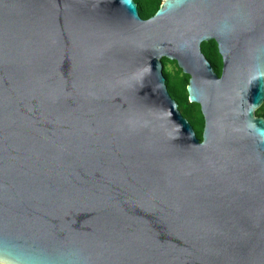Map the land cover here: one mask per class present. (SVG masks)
I'll return each mask as SVG.
<instances>
[{
  "label": "water",
  "instance_id": "1",
  "mask_svg": "<svg viewBox=\"0 0 264 264\" xmlns=\"http://www.w3.org/2000/svg\"><path fill=\"white\" fill-rule=\"evenodd\" d=\"M263 102L264 0H0V264H264Z\"/></svg>",
  "mask_w": 264,
  "mask_h": 264
},
{
  "label": "trees",
  "instance_id": "2",
  "mask_svg": "<svg viewBox=\"0 0 264 264\" xmlns=\"http://www.w3.org/2000/svg\"><path fill=\"white\" fill-rule=\"evenodd\" d=\"M137 4L139 14L146 19L152 16L158 9L162 0H134ZM201 51L210 62L214 72L217 75L221 73L222 57L218 51L217 43L214 39L203 41L201 43ZM163 65V75L169 94L178 104V109L184 117L188 119L192 125L196 136L201 139L203 129V116L200 110V105L195 102L188 101L186 85L189 75L182 72V69L177 65L175 60L166 57L161 58ZM169 65H173V70L169 69ZM256 115L264 118V102L257 108Z\"/></svg>",
  "mask_w": 264,
  "mask_h": 264
},
{
  "label": "rangeland",
  "instance_id": "3",
  "mask_svg": "<svg viewBox=\"0 0 264 264\" xmlns=\"http://www.w3.org/2000/svg\"><path fill=\"white\" fill-rule=\"evenodd\" d=\"M173 65H169V69L172 71L173 70Z\"/></svg>",
  "mask_w": 264,
  "mask_h": 264
}]
</instances>
